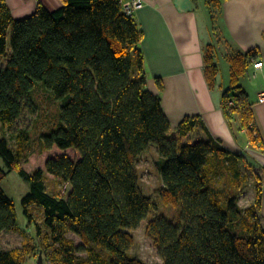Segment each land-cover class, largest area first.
Returning a JSON list of instances; mask_svg holds the SVG:
<instances>
[{"label":"trees","instance_id":"1","mask_svg":"<svg viewBox=\"0 0 264 264\" xmlns=\"http://www.w3.org/2000/svg\"><path fill=\"white\" fill-rule=\"evenodd\" d=\"M225 1L209 0L211 13H220ZM143 38L120 0H62L54 11L40 2L23 19H16L7 0H0V63L7 60L0 68L2 132L21 119L27 98L44 82L57 100L66 102L55 126L43 132L41 149L79 154L76 160L51 158L45 170L29 174L20 165L29 134L16 135V148L8 138L0 139V236L19 229L14 201L2 188V181L16 171L31 186L22 202L26 217L34 224L30 207L44 209L63 264H146L130 254L131 232L157 206L144 193L138 170L154 144L161 157L156 162L162 178L157 195L177 210L179 220L155 216L148 221L146 234L163 264H264L260 177L255 176V202L243 209L237 193L244 178L240 163L246 164L242 156L212 137L184 142L198 126L206 127L197 117H187L177 128L171 125L161 96L146 87ZM256 54L234 50L228 55L231 86L223 93L221 108L226 120L238 122L258 147L264 140L254 105L240 84ZM204 56L206 80L213 89L220 75L216 46H206ZM46 173L70 186L67 196L48 192ZM223 179L227 185L222 187ZM67 233L82 245L66 238ZM0 264L23 261L17 251L0 249Z\"/></svg>","mask_w":264,"mask_h":264},{"label":"crops","instance_id":"2","mask_svg":"<svg viewBox=\"0 0 264 264\" xmlns=\"http://www.w3.org/2000/svg\"><path fill=\"white\" fill-rule=\"evenodd\" d=\"M33 0H7L16 19L36 11ZM133 1V0H120ZM49 10L62 6V0H39ZM133 18L144 32L140 49L144 56L146 87L162 98L164 111L174 128L187 117H197L198 126L184 142L208 141L210 137L232 153L241 155L247 166L264 173V146H254L247 130L238 122L230 124L221 108L223 93L230 88L227 60L234 50L257 51L248 76L240 84L254 105L256 126L264 140V0H226L222 11L212 14L209 0H142ZM38 3V2H37ZM217 49L220 75L213 89L205 76V48ZM263 63L261 68L255 64ZM158 81H161V89ZM260 218L264 225V175Z\"/></svg>","mask_w":264,"mask_h":264},{"label":"rangeland","instance_id":"3","mask_svg":"<svg viewBox=\"0 0 264 264\" xmlns=\"http://www.w3.org/2000/svg\"><path fill=\"white\" fill-rule=\"evenodd\" d=\"M36 7L40 3L39 0H33ZM38 2V3H37ZM27 17L29 13L24 14ZM7 65V60L3 59L0 68ZM66 99L57 100L54 94L45 87L44 82H39L27 98L25 104L26 109L21 117L12 128L6 129L3 133L0 125V139L6 137L10 140L12 147L16 148V135L20 131H26L29 134L25 147L23 158L20 162L21 167L32 174L37 170H45L46 163L49 159L61 156H69L76 160L79 154L74 150H60L56 147L51 151H42L41 137L43 132L48 131L58 122V115L61 114V108L65 104ZM49 133V132H48ZM161 159L156 145H150L149 149L143 154L139 163V175L141 187L146 196L151 197L156 203L155 210L150 212L147 220H145L138 229L132 231L134 236V245L130 250L131 256L141 258L146 264H163V260L159 255L153 241L147 236L146 228L148 221L157 217L164 216L167 219L178 223V212L172 206H166L160 201L157 192L162 186V178L156 169V162ZM0 163L3 162L0 160ZM240 168L244 176L241 188L237 189L240 194V206L243 209L249 208L255 202L256 188L258 182H255V176L264 175L253 169H249L246 164L240 163ZM45 184L48 192L52 195H63L70 191V186L59 182L55 177L46 173ZM227 182L223 179L221 186H226ZM2 188L6 194L14 201L16 207L17 221L19 229L17 231L5 232L0 236V249L5 251H17L23 261V264H38L40 256L43 257V264H63L64 256L58 251V245H52L51 231L46 227L44 222V209L36 205L30 207L32 220L40 228L41 236H38L36 225L30 223V219L26 217L23 206V198L30 192V183L25 180L16 171L2 181ZM40 235V234H39ZM49 237L50 239H45ZM66 238L72 240L77 246H81V240L74 234L67 233ZM40 239H42L40 241ZM77 256L87 258L86 253L77 252Z\"/></svg>","mask_w":264,"mask_h":264},{"label":"built area","instance_id":"4","mask_svg":"<svg viewBox=\"0 0 264 264\" xmlns=\"http://www.w3.org/2000/svg\"><path fill=\"white\" fill-rule=\"evenodd\" d=\"M121 3H122L124 13H126L128 16H131V17H133L134 12L136 10L140 9L143 6L142 0L124 1ZM262 65L263 63H257L254 66L255 68H261ZM260 100L264 101V92L261 93Z\"/></svg>","mask_w":264,"mask_h":264},{"label":"water","instance_id":"5","mask_svg":"<svg viewBox=\"0 0 264 264\" xmlns=\"http://www.w3.org/2000/svg\"><path fill=\"white\" fill-rule=\"evenodd\" d=\"M38 264H43V257L40 256Z\"/></svg>","mask_w":264,"mask_h":264}]
</instances>
